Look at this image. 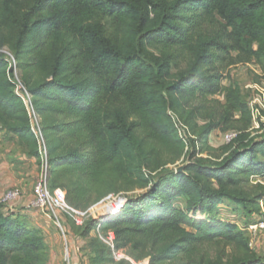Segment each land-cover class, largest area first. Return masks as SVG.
<instances>
[{"label": "trees", "instance_id": "trees-1", "mask_svg": "<svg viewBox=\"0 0 264 264\" xmlns=\"http://www.w3.org/2000/svg\"><path fill=\"white\" fill-rule=\"evenodd\" d=\"M4 48L2 131L46 169L50 192H64L74 213L119 198L82 225L66 215L68 234L89 239V264H131L118 257L125 249L135 264H264L246 231L264 216V122L253 136L249 103L223 75L264 63V0H0ZM221 94L219 114L208 100ZM224 125L237 137L219 156L199 157ZM223 205L247 223L221 219ZM205 244L232 252L212 259L200 253ZM49 260L44 233L0 202V264Z\"/></svg>", "mask_w": 264, "mask_h": 264}, {"label": "rangeland", "instance_id": "rangeland-1", "mask_svg": "<svg viewBox=\"0 0 264 264\" xmlns=\"http://www.w3.org/2000/svg\"><path fill=\"white\" fill-rule=\"evenodd\" d=\"M158 52V51H155ZM0 53L9 54V51L7 48L1 49ZM179 55V63L182 67H185L188 62V56L185 52L182 50L175 51ZM239 53L233 52V57H237ZM17 72L14 73V81L20 82V75L17 74ZM224 86L229 87L231 83H236L240 85L242 89V93L244 95L245 101H249L251 97L255 94L253 90L249 87H253L255 84H262L264 79V63H257L255 61H252L250 63H238L234 66L228 67L224 71ZM16 76L18 78H16ZM23 90V88L21 87ZM22 92V91H21ZM24 94H28L24 90ZM209 108L212 110L218 111L219 114L223 113V110L226 106L225 97L223 94L219 96H214L209 98ZM236 118H238L237 115H235ZM201 124H203L202 121H200ZM226 125L221 127L220 130H216L211 135V141H210V147L211 150L208 152H205L204 154L200 155L199 157L207 158V157H216L219 156L222 153V148L224 144L223 136L228 133L223 130L225 129ZM255 130H253L252 134L255 137H258L263 133V131L258 130L259 128L256 127V124L254 123ZM2 129L0 127V187L5 193L11 188H20L22 191V197L21 199L16 203V206H18L17 209H21L22 202L25 201V198L27 199V205L28 203L34 198V186L36 182L40 179L42 173H43V167L39 164V162L33 158L28 156L25 153V149L17 142L16 139L12 138V136H2ZM198 148V146H197ZM184 159H181L176 164L170 165V169H175L178 166L182 165ZM142 190H136L134 192H131L127 194L128 196H133L134 194H140L142 193ZM119 198L115 199H109L100 205H98L99 208L95 209L94 207L89 210L88 216L87 215H78L76 216L77 219H80L83 223L85 220H87L89 217L92 218H99L107 216L111 211L112 205L118 206ZM26 205V206H27ZM177 205H181L178 203ZM24 209V208H23ZM26 209V208H25ZM100 211V212H99ZM217 214L220 216L221 219L224 220H232V221H239V223L245 224L247 223L246 220L243 217H240V213L236 211V209L231 205H223L220 206L217 210ZM42 215V214H41ZM59 215L61 219L63 220V223L66 227V229H70L68 225V221L66 218V213L60 212ZM236 215V217L234 216ZM200 218V215H197ZM48 220L53 224L54 230L53 233L59 236V239L61 240V244L63 247L62 251V257H64V264H72V254L70 252V235L67 234L66 238L61 234V232L55 227L52 220L48 218ZM74 220V219H73ZM250 224V223H249ZM252 224V223H251ZM244 226V225H243ZM248 237L250 239V243L252 242V250L253 252L264 259V231H258V233L255 235H251L248 233ZM71 237L74 238V235ZM68 242V249H69V255L70 257H67V250L66 246L64 245V241ZM77 241V242H76ZM75 244L80 252L81 262L82 264H88L89 263V239H77L75 238ZM225 251V254H231V248L225 247L224 245L219 244H211V245H203L200 248V253L205 254V256H208L212 259L218 258L222 252ZM119 259H123L126 262H129L131 264H135L136 262V254L125 249L118 252ZM137 264H140V262H137Z\"/></svg>", "mask_w": 264, "mask_h": 264}, {"label": "built area", "instance_id": "built-area-1", "mask_svg": "<svg viewBox=\"0 0 264 264\" xmlns=\"http://www.w3.org/2000/svg\"><path fill=\"white\" fill-rule=\"evenodd\" d=\"M13 68L16 70V63L13 62ZM17 75V73H16ZM16 78H18L16 76ZM19 79L16 81L17 92L20 94L21 83L19 84ZM255 93L253 97L248 101L251 108L254 123L257 128H260V121L264 122L263 112H264V79L262 84H255L253 87H249ZM23 98L28 104L31 117L33 119L34 130L37 133L39 130V118L31 106V98L29 94H24ZM180 132L182 137H185V130L183 125L180 124ZM237 137L236 132H228L223 136L224 144L231 143ZM22 191L20 188H11L6 191L1 197L0 202L5 206L6 210L15 213V205L22 197ZM26 211L30 213L42 214L53 221L55 227L61 232V234L66 238L68 234L67 229L59 215V211L64 212L71 216L77 225H82L83 222L77 219L76 216L81 215L80 213H74L73 210L69 208L65 201V193L58 190L52 194L48 188L47 184V172L43 169V173L40 179L36 182L34 186V198L26 206ZM83 215V214H82ZM85 215V214H84ZM264 215V211H263ZM246 231L251 235H256L258 231H264V216L260 218L258 222L250 224ZM252 248V242L250 243ZM67 257L69 258L68 244L66 245Z\"/></svg>", "mask_w": 264, "mask_h": 264}, {"label": "crops", "instance_id": "crops-1", "mask_svg": "<svg viewBox=\"0 0 264 264\" xmlns=\"http://www.w3.org/2000/svg\"><path fill=\"white\" fill-rule=\"evenodd\" d=\"M2 136H6V132H2ZM0 187V197L4 194L3 190ZM27 199L22 202L21 209H17L18 206L15 205V213H20L22 217L28 222L32 227L40 229L45 236L46 243L49 247V264H64V257H62L63 247L59 236L53 233L54 227L53 224L48 220V218L41 214L30 213L26 211ZM19 204V202H18ZM24 208V209H23ZM70 235V252L72 254V264H82L80 252L76 247L75 238ZM64 241V240H63ZM68 244L67 241H64V245ZM71 264V263H70ZM89 264V263H88Z\"/></svg>", "mask_w": 264, "mask_h": 264}, {"label": "water", "instance_id": "water-1", "mask_svg": "<svg viewBox=\"0 0 264 264\" xmlns=\"http://www.w3.org/2000/svg\"><path fill=\"white\" fill-rule=\"evenodd\" d=\"M183 169V166L178 169V171H181Z\"/></svg>", "mask_w": 264, "mask_h": 264}]
</instances>
